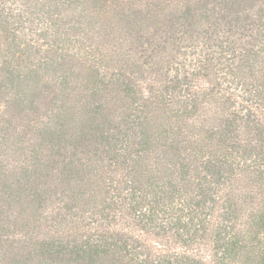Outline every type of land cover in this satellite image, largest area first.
<instances>
[{
    "label": "trees",
    "instance_id": "1",
    "mask_svg": "<svg viewBox=\"0 0 264 264\" xmlns=\"http://www.w3.org/2000/svg\"><path fill=\"white\" fill-rule=\"evenodd\" d=\"M169 1L0 0V264H264V0Z\"/></svg>",
    "mask_w": 264,
    "mask_h": 264
},
{
    "label": "rangeland",
    "instance_id": "2",
    "mask_svg": "<svg viewBox=\"0 0 264 264\" xmlns=\"http://www.w3.org/2000/svg\"><path fill=\"white\" fill-rule=\"evenodd\" d=\"M129 0H123V4L122 7H125V4H127ZM169 0H168V4H169ZM120 54V53H119ZM133 61H137L140 62L142 60L141 55L140 54H133L131 56ZM75 98V95H72L70 97V99ZM47 102L51 101L49 98L46 99ZM6 155V159L9 163V171H11L12 174L18 175L19 172L23 169L26 161L24 160V158H22L20 151L13 149V148H5V150L3 151ZM42 228L44 229V225H41ZM147 240H150V238H146ZM150 242H152V240H150ZM30 249V246H28V248L26 249H22L23 252H26ZM16 251V252H21V248L14 246V247H10V245H6L5 248L3 249V253L0 255H3V257L7 256V253L11 252V251ZM5 255V256H4ZM34 264H38L37 262H35Z\"/></svg>",
    "mask_w": 264,
    "mask_h": 264
}]
</instances>
